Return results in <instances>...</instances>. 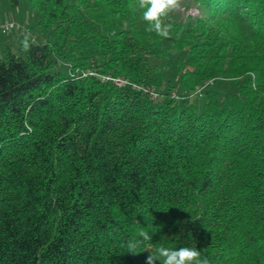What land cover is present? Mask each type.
I'll return each instance as SVG.
<instances>
[{
    "label": "trees",
    "instance_id": "1",
    "mask_svg": "<svg viewBox=\"0 0 264 264\" xmlns=\"http://www.w3.org/2000/svg\"><path fill=\"white\" fill-rule=\"evenodd\" d=\"M27 1L40 40L0 57V264H146L125 248L141 230L153 253L264 264V0H192L169 38L137 0ZM169 50L180 91L212 80L200 104L164 84Z\"/></svg>",
    "mask_w": 264,
    "mask_h": 264
},
{
    "label": "rangeland",
    "instance_id": "2",
    "mask_svg": "<svg viewBox=\"0 0 264 264\" xmlns=\"http://www.w3.org/2000/svg\"><path fill=\"white\" fill-rule=\"evenodd\" d=\"M26 12H28L27 15H25ZM174 14H176L179 19H185L187 16H198L201 12L199 7L192 0H182L179 10L174 12ZM25 17H29L30 21H35L36 19L35 12L31 9L27 0H0V24L5 21L13 20L18 27H21L19 25H21L22 21L26 19ZM18 27L5 33L0 32V57H2L4 52V42L10 43L12 49L15 48L16 42L14 41V38L20 32ZM24 28V35H33L35 40H40V33L37 28L30 30L27 25H25ZM184 56L185 51L169 50L161 58L152 59V63L158 64L164 77V84L166 85V81H169L174 86V91L172 93H175L178 96L187 97L193 103L200 104L201 98L198 97V95H195V91L184 93L178 88L180 81L179 78L183 68H181V70L178 69L177 59H182ZM57 67H61L63 70L68 69L66 63L63 61H58ZM211 88L215 89L219 96L222 97L225 93L235 92L236 83L228 81L227 79L218 80L211 86Z\"/></svg>",
    "mask_w": 264,
    "mask_h": 264
},
{
    "label": "clouds",
    "instance_id": "3",
    "mask_svg": "<svg viewBox=\"0 0 264 264\" xmlns=\"http://www.w3.org/2000/svg\"><path fill=\"white\" fill-rule=\"evenodd\" d=\"M182 0H137L136 7L141 11L142 19L148 25L147 30L155 32L158 36L169 38L172 28L168 22L169 17L178 11ZM28 50L27 41L23 44ZM150 231H139L135 237L126 243V251L136 255L147 251L146 264H210L208 256L197 247H166L161 245L153 253L147 245L152 242Z\"/></svg>",
    "mask_w": 264,
    "mask_h": 264
},
{
    "label": "built area",
    "instance_id": "4",
    "mask_svg": "<svg viewBox=\"0 0 264 264\" xmlns=\"http://www.w3.org/2000/svg\"><path fill=\"white\" fill-rule=\"evenodd\" d=\"M18 27V25L13 21H5L3 23L0 24V32L5 33L8 32L14 28ZM102 80L104 81H109L111 83H113L114 85L117 86H122L125 84H129V81L121 76H113L110 74H103L100 76ZM212 82V80H208L205 81L201 84V86H199L196 90H195V95H198V97L202 96V91L203 89L208 86L210 83ZM130 85L138 90H146L148 92V94L151 96V98L153 99H157L159 97L158 92L154 89V88H147L145 89V87H143L140 84H136V83H130ZM172 96L174 98H179L180 96H178L177 94L173 93Z\"/></svg>",
    "mask_w": 264,
    "mask_h": 264
},
{
    "label": "crops",
    "instance_id": "5",
    "mask_svg": "<svg viewBox=\"0 0 264 264\" xmlns=\"http://www.w3.org/2000/svg\"><path fill=\"white\" fill-rule=\"evenodd\" d=\"M27 13L28 12H26L25 13V15H27ZM26 19H24V21H22V23H21V25H19V26H21V27H18V29H19V33H18V35L17 36H15V38H14V41L16 42V40H17V38L21 35V34H23V31H25V25H28L29 24V22H31L30 20H29V17H25ZM22 30V31H21ZM33 32V31H32ZM33 36V35H32ZM5 44H7V42H4V45Z\"/></svg>",
    "mask_w": 264,
    "mask_h": 264
}]
</instances>
